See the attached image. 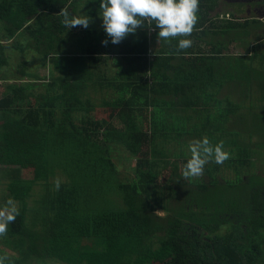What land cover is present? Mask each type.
<instances>
[{
  "label": "trees",
  "instance_id": "obj_1",
  "mask_svg": "<svg viewBox=\"0 0 264 264\" xmlns=\"http://www.w3.org/2000/svg\"><path fill=\"white\" fill-rule=\"evenodd\" d=\"M251 4L244 17V2L219 13V0H199L192 46L178 53V40L155 49L147 22L117 45L102 21L63 26V8L93 16L100 0H0V193L19 212L1 237L18 253L6 264H264V45L251 43L264 0ZM10 47L28 52L18 79ZM171 133L182 140L172 162L155 150ZM203 137L230 159L185 179L188 145Z\"/></svg>",
  "mask_w": 264,
  "mask_h": 264
},
{
  "label": "clouds",
  "instance_id": "obj_2",
  "mask_svg": "<svg viewBox=\"0 0 264 264\" xmlns=\"http://www.w3.org/2000/svg\"><path fill=\"white\" fill-rule=\"evenodd\" d=\"M99 7L102 28L114 45L130 34H136L147 22L158 30V43L178 40L176 51L179 53L192 46L188 37L199 22V0H100ZM58 15L63 17L62 23L67 29L77 26L87 29L92 22L87 15L75 16L66 8ZM109 39L102 41V45L107 46ZM188 150L191 155L183 166L182 176L189 180L203 176L207 164L223 165L230 159V153L224 151L223 141L212 145L207 137L191 141ZM55 187L59 189L58 181ZM18 215L12 199L0 207V237L7 235L9 224L14 223ZM7 260V256H0V264H6Z\"/></svg>",
  "mask_w": 264,
  "mask_h": 264
},
{
  "label": "rangeland",
  "instance_id": "obj_3",
  "mask_svg": "<svg viewBox=\"0 0 264 264\" xmlns=\"http://www.w3.org/2000/svg\"><path fill=\"white\" fill-rule=\"evenodd\" d=\"M250 1L251 0H219V3H221V8L218 10V12L219 13H223V10H225V9H223L224 8V5H225V3L226 2H228V3H237V2H244L245 3V5L243 6V8L242 9H244L243 11H242V13H241V15L242 16H244V17H250V16H254L255 14H253V13H251V12H249L251 9H254V8H260V7H258V6H254L253 4H251V5H247V4H250ZM252 1H254V0H252ZM223 4V5H222ZM85 5L83 4V5H80L79 6V9L80 10H83ZM227 9H229V8H227ZM231 9H234L235 10V8L234 7H231ZM95 10V14L93 15V16H89L88 15V13L87 12H84L85 14H83V15H87L88 17H90L91 18V23L90 24H92V25H98L99 27H100V23H101V21H102V19H101V17H100V13L99 12H97V9H94ZM246 10V11H245ZM249 10V11H248ZM86 11V10H85ZM259 11H261V9L259 10ZM233 13H237L238 12V10L237 11H232ZM262 12H264V10L262 11ZM217 13V12H216ZM213 15H215V12H213V14H212V16ZM261 15H262V17L264 16V14L263 13H261ZM77 16H81V15H77ZM82 29L83 30H87V29H91V26L89 25V27L87 28V29H85V28H83L82 27ZM0 35H1V32H0ZM256 41H258V42H261L260 44H259V46L260 47H262V45H264V33H259V34H257L255 37H253L252 39H251V43H255ZM155 43H154V47H155V49H156V47H158L159 46V44H160V41H159V43H158V40H155L154 41ZM8 43H12V41H9ZM198 45H200V43L198 44ZM201 46V48H202V50H208L206 47H205V45L204 44H201L200 45ZM232 48V47H231ZM231 51L232 52H234V53H243L244 51H245V49H243L242 51H241V48L238 46L237 48H234L233 50L231 49ZM24 53V54H23ZM20 52L19 51V49L18 48H15V47H10V48H8V50H7V55L9 56V63H10V65H9V69L12 71V75H14V77L16 78V79H18V77H20V73L18 72V69H19V66H20V63H21V56H24L25 55V53H28L27 51L26 52ZM39 54L37 53V52H32V50L29 52V54L26 56L29 60H33V62H32V67H31V70H35V66H37L38 64H40V60H39V56H38ZM35 65V66H34ZM13 66V67H12ZM39 67V66H38ZM49 68L51 69V66H50V64H49ZM37 72H38V74L39 75H41V76H45L46 74H47V68H38V70H37ZM24 78V77H23ZM25 79V81L27 80V79H29V78H24ZM38 82H43V80H39ZM8 83V82H7ZM14 83H24L23 81H17V80H15V82ZM3 85H6V82H3V81H0V88H2L3 87ZM40 91V90H39ZM91 100L93 101L92 103L93 104H96V105H99V103H98V100L99 99H101V98H103V96H101L98 92H96V94H92L91 96ZM96 97V98H95ZM98 98V99H97ZM97 99V100H96ZM95 117H102L103 119H106L108 116V110L107 109H102V108H100V109H96L93 113H92ZM115 127L118 129V130H121L122 128H123V125H122V123L121 122H119V121H116L115 122ZM147 130V129H146ZM171 138L170 139H168V141L169 142H167V141H165V140H159V141H157V144H158V146L156 145V147H158V148H156L155 150L156 151H164L165 153H167L168 151H170V152H168V155L171 157L170 158V161L172 162L174 159H175V157L173 156L174 155V153H177L178 152V150H182V148H181V146H179V143L180 142H182V140L180 139V140H174L173 139V137H174V134L173 133H171ZM117 154H120V155H122L124 158L125 157H129V153H126V152H117L116 153V155ZM116 155H114V156H116ZM117 156H119V155H117ZM116 156V157H117ZM120 163V162H119ZM118 163V170H119V172H121V174H122V176L123 177H127V176H129L130 177V172L129 171H127L126 169L127 168H129L130 166H135V164H133V162H131V161H128V162H126V161H124L123 163H120L119 164ZM182 164L180 163V166H181ZM257 168L255 169L256 171H264V163H262V162H258L257 163V166H256ZM14 168H16V167H14ZM259 168H261V169H259ZM183 169V168H182ZM222 177L224 178V179H226V180H233L234 178H235V175H234V173H233V171H231V170H225V169H223L222 170ZM203 177H201L200 179H199V177L198 178H195L194 180H197V181H202V180H204V179H202ZM5 183H7V182H5ZM8 184V183H7ZM44 189V188H43ZM44 191V190H43ZM43 194L45 193V192H42ZM9 199H7V198H4L3 197V195L0 193V207H3L5 204H6V202L8 201ZM160 214H162V213H160ZM162 215H164V214H162ZM0 248H2L4 251L3 252H5V254H4V256H7L8 258H9V260H10V258L11 257H14V258H17L18 257V253L17 252H14V251H12V249H10L11 247H9V246H7V245H5V244H3V241H2V239H1V237H0ZM48 264H60V263H58V262H53V261H48Z\"/></svg>",
  "mask_w": 264,
  "mask_h": 264
},
{
  "label": "crops",
  "instance_id": "obj_4",
  "mask_svg": "<svg viewBox=\"0 0 264 264\" xmlns=\"http://www.w3.org/2000/svg\"><path fill=\"white\" fill-rule=\"evenodd\" d=\"M0 89H3V87H2V88H0Z\"/></svg>",
  "mask_w": 264,
  "mask_h": 264
}]
</instances>
